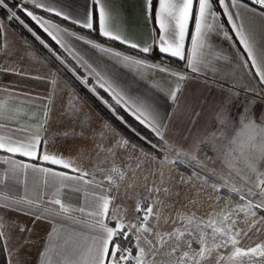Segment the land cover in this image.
Here are the masks:
<instances>
[{
  "label": "snow or ice",
  "instance_id": "6c2138e0",
  "mask_svg": "<svg viewBox=\"0 0 264 264\" xmlns=\"http://www.w3.org/2000/svg\"><path fill=\"white\" fill-rule=\"evenodd\" d=\"M106 2L115 7L114 0ZM139 7L144 22L153 24L152 43H147L148 36H145L143 46L135 42V33L126 36L112 30L109 12L101 0H91V10L86 9L83 17L65 13L45 0H19L11 5L8 0H0V12L4 13L0 20L15 23L30 33L73 75L82 63L88 69V76L95 77L96 86L89 91L98 95V90L102 89L111 97L109 101L98 96L113 116L131 127L117 111L123 108L149 130L150 135L143 136L132 129L153 150L146 153L152 161L163 156V164L177 171L181 167L188 170L187 179L181 175L175 183L171 176L165 180L162 170L146 172L144 191L135 205L134 218L126 220V210L114 202L120 195L121 183L127 181L125 197L137 189L135 173L144 162L133 161L131 157L125 160L119 150L126 151L129 146L135 150L139 145L131 144L127 138L116 139L103 126L99 133L95 129L89 133L90 120L75 94H70L74 101L70 118L80 131H65L63 137L91 139L95 144V156L89 167H81L75 159L58 154L57 137L49 138L47 117L52 108L48 103L42 104L45 120L38 121L33 130L19 125L9 128L12 118L5 114V105L0 102V130L7 132L0 134V250L12 257L11 264H26L21 253L34 246L31 234L37 223L48 220L53 221L54 226L47 235L63 241L54 245L59 257L55 264H213V261L214 264H264V241L247 248L241 246L243 238L252 239L253 230L256 234L264 230V95L241 100L239 92L230 88L226 100L221 102V109L215 113L214 131H190L187 136L176 137L173 134L175 110L161 115L151 98L128 96L103 70L80 57L68 42L69 38L82 42L108 56L115 64L135 66L137 75L159 72L182 85L188 79L198 78L199 74L219 75L224 66L230 65L232 58H226L216 41L231 40V47H236L238 42L246 54V60L237 57L236 62L243 68L255 69L258 84L264 86V42L259 46V53L255 50L256 35L259 33L264 40V0H140ZM33 8L44 9L88 32L78 34L61 28L37 15ZM24 17L34 22L63 51L58 54ZM222 18H226L228 30L220 23ZM97 31L100 37L126 45L136 54L114 50L90 38V33ZM5 35L4 23H0V37ZM0 51L8 54L3 48ZM154 53L159 54V62H151ZM69 58L76 59L78 64L70 67ZM165 58L183 62V69L173 70L164 62ZM0 71L25 75L15 67ZM76 78L81 83L89 82L87 76ZM51 84L55 91H62L55 79ZM220 91H224L223 86ZM245 91L254 89L249 87ZM0 93L27 104L38 102V98L10 91L6 86L0 87ZM165 98L178 110L181 88L168 91ZM51 99L52 96L47 97ZM225 170L226 174H222ZM105 172L109 174L98 175ZM21 174L42 177L38 185L41 191L35 198L16 194L11 182L21 183ZM237 179L241 182L239 187ZM209 188L215 193V202L222 203V207L219 212L198 216L197 200L204 197ZM69 193L79 194L76 202L69 198ZM161 193L173 205L191 206L187 218L179 216L181 208H173L175 214L171 219L179 227L164 233L158 228L161 205H165ZM182 193L186 203L180 199ZM110 205H114L119 214L114 216ZM19 215L31 217V227L21 223L16 218ZM113 221L114 226H109ZM67 223L79 225L80 229L65 233ZM13 233L19 235L13 236ZM43 255L39 253L40 257ZM49 264H54L51 258Z\"/></svg>",
  "mask_w": 264,
  "mask_h": 264
},
{
  "label": "crops",
  "instance_id": "0c3cea01",
  "mask_svg": "<svg viewBox=\"0 0 264 264\" xmlns=\"http://www.w3.org/2000/svg\"><path fill=\"white\" fill-rule=\"evenodd\" d=\"M46 3L51 4L57 9H62L74 17H83L85 10H91V0H45ZM105 4L109 12L110 26L114 32L122 35L136 34L135 42L143 46L145 43V36H148L147 43H152L150 34L152 32V22L145 23L142 13L140 11V0H114L115 7L107 4L106 0H101ZM29 7H32L29 5ZM37 15L50 20L52 23L58 24L61 28H68L78 34H86L88 30H82L78 25H73L71 21H64L60 17H56L53 13H48L44 9H34ZM4 23L6 28V35L0 38V48L8 52L4 55L0 51V70L5 67L11 69L13 67L20 69L25 75L12 74L11 72L0 71V87H7L10 91L21 93L22 95L32 96L38 98L37 104H27L21 100H13L6 93H0V102L5 105L6 115L11 116L9 128L16 125L23 126L29 129H35L38 126V121L45 120L43 112V103H48L52 111L47 117L48 134L49 138L57 137L59 153L64 157L75 159L77 164L81 167L88 168L90 160H93L95 153L93 151L95 144L91 139L83 138H67L63 137L65 131L71 133L73 131L79 132L80 128L74 125L70 118V112L74 101L70 94H75L77 101L83 108L86 118L90 120L91 127L88 132L91 133L95 129L97 133L100 132L101 126L107 131L111 132L116 139L127 138L119 129L114 126L110 120L104 117L79 91L78 89L60 72L58 71L44 56H42L34 46H32L26 39H24L16 30H14L7 22L0 20ZM222 23V20L220 21ZM259 20L257 24H259ZM225 30L226 27H225ZM90 38L95 39L97 42L103 43L106 47L119 50L130 55H135L136 51L128 49L126 45H121L119 42H113L106 38L100 39L90 33ZM27 41V43H25ZM68 42L79 53V56L87 60L98 70H103L110 79L114 80L120 87L131 97H149L152 102L159 107L161 115L176 111L175 127L173 134L176 137L182 135L187 136L188 133L196 132L197 130L214 131V124L216 123L215 113L221 109V102L225 101L228 96V89H234L239 92L240 99H252L258 95H264V86L258 84V77L254 75L255 69L251 67L243 68L240 63L236 62V58L240 57L246 60V54L238 47H231L233 41H224L222 38L216 41L217 48L221 49L226 58L231 57L232 63L222 68L219 75L211 73L199 74L198 78L188 79L186 83L177 85L171 78L166 77L165 74L159 72H151L149 74L137 75L135 66L126 67L122 64H115L108 56L101 55L89 46L84 45L82 42H77L69 38ZM264 42L261 35L258 33L255 39V50L259 53V46ZM144 56L145 54H140ZM76 64L78 61L71 58ZM160 58L151 57V62H159ZM171 65L173 70L183 69V62L172 63L167 60L164 61ZM250 61L248 64L250 65ZM82 71L88 76V69L82 63L79 66ZM143 72V70H140ZM226 73V75H225ZM151 76V79L148 76ZM78 76L77 74L75 75ZM38 77V78H37ZM95 82V77L89 76ZM55 79L57 85L62 91H55L51 81ZM215 81V82H213ZM155 86V87H154ZM223 86L224 91L221 92L220 88ZM181 88V99L178 105L170 106L166 102L165 94L176 88ZM251 87L254 91H245ZM157 89H163L162 92ZM52 96L51 100L47 97ZM235 112V109H233ZM19 113V115H17ZM69 113V115H64ZM199 114V115H197ZM111 125L109 128L108 126ZM0 134H7L6 130H0ZM97 136V139H100ZM129 139V138H127ZM130 140V139H129ZM131 141V140H130ZM108 144V141H105ZM131 144H134L131 141ZM141 148L133 149L131 146L125 151L120 149L123 158L127 160L129 157L133 161H143L144 166L136 170L135 183L138 185L134 192L128 193V197L123 194L126 190L127 181L121 183L119 192L120 195L115 200L114 204L121 205L126 211L124 215L126 220L134 218V209L140 196L143 194L144 175L146 172L156 170L159 172L165 171V164L162 163L160 157L156 161L151 160L150 155H146V151H141ZM23 159V158H20ZM119 163V161H117ZM123 167V165H121ZM242 167V165H241ZM67 171V170H65ZM2 174V170H0ZM109 174L108 172L99 173L103 176ZM131 174V173H130ZM21 183L17 184L12 181L14 188L17 190V195H25L27 197L35 198L41 191L39 182L42 177L35 174H30L24 177L22 174L19 177ZM115 191V189H114ZM79 194L69 193V198L76 202V197ZM50 196L46 194L44 199L47 200ZM163 193H161V197ZM63 199V197H61ZM112 214L115 216L119 214L114 205H110ZM21 223L27 224L31 227V217L27 215H19L16 217ZM53 221H41L37 223L35 230L31 234L33 247L28 248L25 252L21 253V258L26 264H49V258L54 262L59 260L56 256L57 249L54 247L57 243H62V240L48 236L47 233L51 230ZM58 227V225H55ZM114 226V221L109 224ZM74 229L79 230V225L67 223L65 226V233H71ZM84 231H87L86 229ZM13 236H18V233H13ZM62 235H64L62 233ZM46 241V242H45ZM82 242V241H81ZM87 245H85L86 249ZM15 251V249H14ZM43 252V257L39 253ZM7 262L11 264L12 257L8 255Z\"/></svg>",
  "mask_w": 264,
  "mask_h": 264
},
{
  "label": "trees",
  "instance_id": "16d2710c",
  "mask_svg": "<svg viewBox=\"0 0 264 264\" xmlns=\"http://www.w3.org/2000/svg\"><path fill=\"white\" fill-rule=\"evenodd\" d=\"M19 2V0H8V3L15 4ZM4 13L0 12V17H3ZM22 15V14H21ZM27 23L37 32L38 35L41 36L42 39H44L57 53H61L63 50L59 48L58 45L55 44L54 41L51 40L50 37L47 36L46 33L43 32L42 29H40L34 22L30 21L27 17H24ZM222 23L225 24L226 29L228 30V26L226 24V18H222ZM6 22V21H5ZM14 30H16L24 39H26L32 46L36 48V50L44 56L58 71H60L77 89L78 91L110 122L116 126L121 133H123L127 138H129L134 144L139 145L140 148L144 149V151L148 153H152L153 150L150 148V146L142 141L134 131H132L133 128L136 129V131L140 132L141 135L143 136H149V130L144 128V126L139 125L138 122L135 120V118L127 111H125L123 108H118L117 111L119 115L123 116L124 119L128 122V125L131 127H126L124 124H122L115 116H113L112 111L105 106V104L101 101L99 97H103L104 100H109L111 101V97L108 96L107 93H105L102 89L98 90V95L93 94L92 92L89 91V89L93 86H96L94 80L87 76L82 69L79 67L77 71V75L84 77L87 76L88 78V83H81L79 79L76 78L75 75L71 71H69L67 68L64 66L60 65L58 61L55 60V57H53L47 49H44L42 45L39 44L38 41H36L30 33H28L26 30H24L22 27L19 25L13 23L9 24ZM231 34V33H230ZM94 35L100 39L102 37L99 36L98 31L94 32ZM1 38V37H0ZM238 44V43H237ZM239 48H241L238 45ZM66 55V54H65ZM153 57L160 58L159 54H152ZM69 66H76L77 64L71 59ZM165 60L172 62V63H177L175 59L173 60H168L165 58ZM181 169L185 170V168L181 167ZM0 264H8L7 262V256H6V251L0 250Z\"/></svg>",
  "mask_w": 264,
  "mask_h": 264
},
{
  "label": "rangeland",
  "instance_id": "374dc122",
  "mask_svg": "<svg viewBox=\"0 0 264 264\" xmlns=\"http://www.w3.org/2000/svg\"><path fill=\"white\" fill-rule=\"evenodd\" d=\"M199 155L203 157V153H200ZM160 158L163 159V156H161ZM217 167L219 170L220 166H217ZM164 170H165L164 171L165 180H168L170 176L174 177L173 183L179 181L181 175H184L185 179H187V176H188L187 169L183 170L180 168L179 171H177L175 169H172L170 165L168 164H165ZM222 174H226V170H225V173H222ZM240 183L241 182L237 179L236 180L237 187L240 186ZM209 196L212 197V200L208 199ZM161 198L165 200L166 206L161 205V218L158 224V228L162 233L170 232L173 227H179L178 224H173L172 222L171 216L175 214L172 211V209L181 208V205L180 204L173 205L172 202L164 198V196H162ZM180 199L186 203V197L183 193ZM197 204H198V211H197L198 216H207V214L211 211L219 212L220 208L222 207V203L215 202V193H213L211 188L207 190L204 197L198 198ZM190 208L191 206H189L188 208H181V212L179 213V216H183L184 218H187V213L190 210ZM166 217L168 218L167 222H165ZM240 227H245V226L240 225ZM250 236H252L251 240H249L248 238L242 239L241 241L242 247L247 248L248 246H254L256 242L264 241V230H262L259 234H256L255 231L253 230V232L250 233ZM213 264H214V261H213Z\"/></svg>",
  "mask_w": 264,
  "mask_h": 264
}]
</instances>
